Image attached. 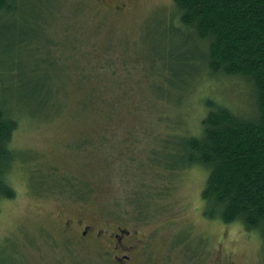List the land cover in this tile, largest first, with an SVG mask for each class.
Wrapping results in <instances>:
<instances>
[{
  "label": "rangeland",
  "instance_id": "rangeland-1",
  "mask_svg": "<svg viewBox=\"0 0 264 264\" xmlns=\"http://www.w3.org/2000/svg\"><path fill=\"white\" fill-rule=\"evenodd\" d=\"M30 1L14 19L23 34L12 47L0 40V96L20 110L0 264H103L102 242L77 239L87 224L152 233L151 264H264L257 233L204 214L203 168L169 171L156 159L200 133L206 100L251 107L241 79L191 76L199 48L172 0ZM39 96L61 105L54 115L30 103ZM88 99L95 112L82 111Z\"/></svg>",
  "mask_w": 264,
  "mask_h": 264
},
{
  "label": "trees",
  "instance_id": "trees-1",
  "mask_svg": "<svg viewBox=\"0 0 264 264\" xmlns=\"http://www.w3.org/2000/svg\"><path fill=\"white\" fill-rule=\"evenodd\" d=\"M32 2L47 7L57 3ZM172 3L180 25L189 32L187 39L199 48L191 61L200 66L193 69L191 76L201 71L214 78L241 79L249 91L251 107L245 113L206 100L200 133L185 135L176 145L179 150L175 154L163 157L157 153L156 159L169 171L191 166L203 168L207 174L201 192L204 214L224 224L238 223L264 240V0H172ZM23 5L24 0H0V40L9 37L11 47L21 32L14 19ZM6 19L7 24H2ZM52 42L50 38L46 46ZM45 50L52 64L58 62L49 48ZM67 68L66 65L64 70ZM182 82L184 86L189 84ZM41 97L30 103L42 107L43 114L49 109L54 115L61 105H50L49 100L43 102ZM3 99L0 96V200L15 197L9 176L17 155L11 142L18 122L14 110L20 113ZM90 99L84 101L82 111L95 112L98 108Z\"/></svg>",
  "mask_w": 264,
  "mask_h": 264
},
{
  "label": "flooded vegetation",
  "instance_id": "flooded-vegetation-1",
  "mask_svg": "<svg viewBox=\"0 0 264 264\" xmlns=\"http://www.w3.org/2000/svg\"><path fill=\"white\" fill-rule=\"evenodd\" d=\"M65 228L68 231L71 229L68 225ZM76 234L81 243L102 242L106 246L103 247L104 252L101 250L103 264H151L148 247L152 233L140 236L136 230L131 231L118 226L109 232L87 224L81 226ZM216 264H222V261Z\"/></svg>",
  "mask_w": 264,
  "mask_h": 264
}]
</instances>
